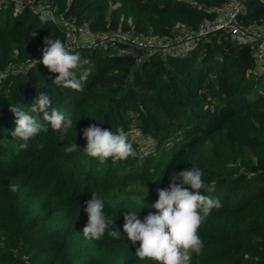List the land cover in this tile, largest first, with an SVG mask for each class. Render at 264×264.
I'll use <instances>...</instances> for the list:
<instances>
[{
  "label": "trees",
  "instance_id": "obj_1",
  "mask_svg": "<svg viewBox=\"0 0 264 264\" xmlns=\"http://www.w3.org/2000/svg\"><path fill=\"white\" fill-rule=\"evenodd\" d=\"M56 7L95 31L134 28L143 34L172 35L183 23L195 30L204 18L217 19L211 6L222 0H36ZM244 23L264 27V0H246ZM15 0H0V264H157L135 256L123 230L124 215L143 220L167 188L171 176L192 166L201 169L207 190L218 198L200 228L203 240L191 264H264V74L255 71L256 45L224 30L209 33L183 54H162L121 43L75 47L91 73L84 90L53 84L56 74L42 63L44 38L65 40L41 12L16 10ZM35 31L37 35L31 36ZM36 61V62H35ZM79 76V71H77ZM48 93L53 108L73 121L67 138L47 127L27 150L11 133L16 104L28 111L36 95ZM92 124L113 132L139 130L150 138L126 160L101 165L87 157L83 131ZM75 143L79 148L66 153ZM19 185L11 191L9 185ZM95 194L114 223L99 239H86V201Z\"/></svg>",
  "mask_w": 264,
  "mask_h": 264
},
{
  "label": "clouds",
  "instance_id": "obj_2",
  "mask_svg": "<svg viewBox=\"0 0 264 264\" xmlns=\"http://www.w3.org/2000/svg\"><path fill=\"white\" fill-rule=\"evenodd\" d=\"M40 19L46 23L54 20V17L45 12ZM36 35L35 31L31 33L32 37ZM43 43L42 59L37 62L56 74L52 83L82 92L91 69L83 67L80 54L73 53L61 39L51 35L45 37ZM51 105L52 99L48 93L40 92L27 112L16 104L9 108L16 117V127L11 135L23 141L19 145L21 150H27L30 141L41 149L44 147L36 138L48 129L30 113L43 112L44 121L50 124L52 131L60 134V140L67 138L73 128V121L56 108L49 114L47 109ZM83 136L87 141L86 146L79 148L71 143L65 148L66 153L82 149L87 157L97 159L101 165L109 158L116 162L134 154L133 144L123 131L113 132L92 124L84 129ZM203 175V171L194 166L172 174L169 187L157 189L158 199L151 205L156 209L155 213L149 212L143 220L136 211L124 215L123 230L128 240L133 245L139 242L135 250L137 258L149 259L157 264H191L193 254L199 255L202 252L203 240L198 235V229L213 209L222 207L218 198L201 194L202 190H207ZM9 187L13 192L19 189V185L10 184ZM85 203L88 220L82 230L83 236L99 240L107 232L109 236L119 239L120 232L109 230L114 221L105 215L104 202L92 194V198Z\"/></svg>",
  "mask_w": 264,
  "mask_h": 264
},
{
  "label": "built area",
  "instance_id": "obj_3",
  "mask_svg": "<svg viewBox=\"0 0 264 264\" xmlns=\"http://www.w3.org/2000/svg\"><path fill=\"white\" fill-rule=\"evenodd\" d=\"M15 3L17 11L29 7L35 12H41V15L46 12L53 16V23L65 31L64 43L69 50L80 46L107 48L111 43L118 42L122 44L116 47L120 54L130 52L131 48L162 54H183L201 37L224 30L242 43L256 45L255 71L264 74V27L254 22H243V16L247 13L246 0H222L221 4L211 6L210 9L218 13L217 19L204 18L192 31L186 29L183 23H178L173 28L171 36L156 33L143 34L134 28L121 27L95 31L87 21L76 23L73 18L57 13L56 7L38 4L36 0H15ZM138 151L143 155L148 152V149L140 147Z\"/></svg>",
  "mask_w": 264,
  "mask_h": 264
},
{
  "label": "rangeland",
  "instance_id": "obj_4",
  "mask_svg": "<svg viewBox=\"0 0 264 264\" xmlns=\"http://www.w3.org/2000/svg\"><path fill=\"white\" fill-rule=\"evenodd\" d=\"M125 134L129 137L130 142H132L134 152L136 150V147L138 149L140 147H144L145 149H148L150 143H152V141L148 136L141 134L137 129L130 133H125Z\"/></svg>",
  "mask_w": 264,
  "mask_h": 264
}]
</instances>
